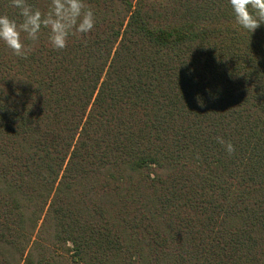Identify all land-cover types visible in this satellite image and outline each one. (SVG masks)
Here are the masks:
<instances>
[{
	"label": "trees",
	"instance_id": "obj_1",
	"mask_svg": "<svg viewBox=\"0 0 264 264\" xmlns=\"http://www.w3.org/2000/svg\"><path fill=\"white\" fill-rule=\"evenodd\" d=\"M84 2L87 45L0 41V264H264V23L229 0Z\"/></svg>",
	"mask_w": 264,
	"mask_h": 264
},
{
	"label": "clouds",
	"instance_id": "obj_2",
	"mask_svg": "<svg viewBox=\"0 0 264 264\" xmlns=\"http://www.w3.org/2000/svg\"><path fill=\"white\" fill-rule=\"evenodd\" d=\"M236 23L253 33L264 23V0H229ZM10 6L19 10L20 21L7 14L0 15V41L13 55L27 58L39 41L41 30H48V43L52 49L62 51L68 46L69 36H76L87 45L90 32L94 30L96 19L91 6L84 0H51L45 13L30 5L27 0H10ZM22 34L24 38L22 39ZM25 39L32 44H26ZM229 156L236 151L230 141L217 137Z\"/></svg>",
	"mask_w": 264,
	"mask_h": 264
}]
</instances>
